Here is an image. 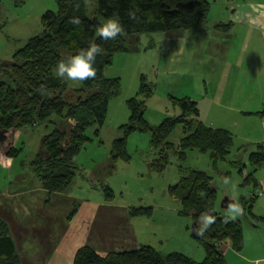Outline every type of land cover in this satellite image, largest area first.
Listing matches in <instances>:
<instances>
[{
  "label": "trees",
  "instance_id": "1",
  "mask_svg": "<svg viewBox=\"0 0 264 264\" xmlns=\"http://www.w3.org/2000/svg\"><path fill=\"white\" fill-rule=\"evenodd\" d=\"M91 2L96 4L93 17L88 14ZM55 3L57 11H47L41 17L42 33L31 38L14 53L7 66L0 68V72L10 80L0 82V132L6 135L5 140L12 131L39 126L56 118L53 121L56 126L42 139L40 153L31 164L41 188L51 195L68 193L79 171L76 158L91 142L86 135L87 130L96 128L94 135L99 137L110 101L121 94V80L104 76L105 69L112 65L115 56L130 52L142 35L201 28L207 21L210 6L208 0H55ZM73 18H79L80 23H70ZM108 19L118 20L124 34L115 39H101L97 30ZM229 27L220 24L217 29L228 31ZM91 43L102 50L92 65L96 77L83 81L77 89H71L54 75V70L61 61L86 50ZM153 95V88L141 76L136 95L126 101L128 122L120 126L122 136L112 143L108 175L114 173L118 161H130L126 150L127 138L135 133L150 135V146L159 155L151 167L162 172L169 164L168 153L173 150L167 139L179 126L187 132L180 142L177 154L180 160L185 158L186 151L197 150L209 155L214 168L226 161L233 146L232 135L198 123L197 104L189 98H172L171 102L180 114L164 119L157 126L150 125L144 114L147 101ZM4 145L0 146V155L7 160L20 151L12 147L6 149ZM250 165L253 171L260 169L264 166V155H251ZM182 169L179 167L181 178L169 188V196L180 203V214L191 216L198 229L204 231L196 239L205 251L202 261H194L176 252L162 255L149 245L130 251L111 252L106 256L84 246L77 250L74 264H226L220 247L227 241L234 251L241 252L244 247L242 223L220 217L215 211L217 196L212 178L203 171ZM247 182L248 178L244 184ZM103 191L107 194L105 201L110 202L113 192L107 187ZM242 210L255 222L264 223L263 218H257L252 213L249 202L243 204ZM145 211L131 208L129 215L134 218V215H145ZM75 213L76 209L69 219ZM204 214L213 217L214 223L206 225ZM0 264H21L9 225L1 217Z\"/></svg>",
  "mask_w": 264,
  "mask_h": 264
},
{
  "label": "rangeland",
  "instance_id": "2",
  "mask_svg": "<svg viewBox=\"0 0 264 264\" xmlns=\"http://www.w3.org/2000/svg\"><path fill=\"white\" fill-rule=\"evenodd\" d=\"M208 1L209 13L204 26L177 32V35L184 39L185 47L176 57L177 63L173 70L162 72L161 63L158 66L159 58L162 59L165 36L175 34L171 32L140 36V41L136 42L137 46L130 51L132 54L115 56L112 65L105 69V77L121 80V94L110 101L99 137L94 135L96 128L87 130L86 135L91 142L84 146L76 158L79 171L69 192L70 196L76 199H104L107 194L103 189L109 188L114 197L108 204L146 210L145 215L133 217L139 229V238L144 237L147 245L155 248L162 255L176 252L197 262L205 258V251L193 237V219L191 216L180 214V203L169 196V188L175 186L181 178L179 167L206 172L213 177L212 182L216 189L215 211L220 217L228 216L230 221L239 220L242 226L246 227L249 221L243 210L234 213L230 211V208L225 209L223 206L228 193L234 189L237 190L235 180L239 178L238 168L230 169L228 165L231 160H234L231 153L225 162L218 163L216 167L218 170L225 169L232 173V176L224 183L219 178L220 171L212 169L209 155L197 150L188 151L184 161L180 160L178 152L173 150L174 154L172 152L169 154L167 167L162 172H158L151 167V164L158 160L159 155L150 146V135L135 133L127 138L126 150L130 161L127 163L118 161L112 175H108V171L111 165L112 143L122 136L120 126L128 122L126 101L138 90L137 83L134 88L133 83H130L136 76L143 75L153 88L154 95L147 101L144 117L150 125L157 126L164 119L174 118L180 114L171 99H183L186 96L194 101V96H197V85L205 84L206 77L209 78L211 75L210 67H216L214 64L217 63L218 57L215 45L219 42L215 37L219 35L213 32L212 27L214 22H225L229 18L226 14V4L229 0ZM47 11L54 13L57 11L55 0H0V68L7 66L14 53L23 48L31 38L42 33L41 17ZM95 11V2L89 3V17H93L92 14ZM138 48L139 53H137ZM206 57V63H202ZM56 69L57 67L54 75ZM61 79L71 89L82 86L80 81ZM8 81L10 80L6 74L0 72V82ZM54 120H56L55 117L52 118V122L12 131L5 140V145L0 144L6 149L12 147L20 150L15 157L7 160L8 163L13 164L11 174L3 168L6 166L1 164L2 159H0V187L8 186L13 174L20 170L35 178L31 164L40 153L42 139L52 133L56 126L53 124ZM179 128L173 131L169 141L178 142L182 136ZM238 157L241 159L242 155ZM240 166V169H243V162ZM244 187L246 186L241 188L246 190ZM235 194L234 191L233 195ZM245 203L246 201L240 202L238 199L235 205L242 209ZM73 209H76V213L80 209L82 217L87 216L86 203L82 207L75 205Z\"/></svg>",
  "mask_w": 264,
  "mask_h": 264
},
{
  "label": "crops",
  "instance_id": "3",
  "mask_svg": "<svg viewBox=\"0 0 264 264\" xmlns=\"http://www.w3.org/2000/svg\"><path fill=\"white\" fill-rule=\"evenodd\" d=\"M226 14L229 18L225 22L213 23L212 30L219 35L215 37L219 42L215 45L218 59L214 64L216 67H210L211 75L206 77V85L196 87L194 102L199 110L196 121L232 135L230 153L234 160L228 165L230 169L238 168L239 178L235 180L237 190L229 192L226 199L234 203L238 199L249 202L252 213L264 219V166L253 171L250 165L251 155H264V0H229ZM220 24L230 25L229 30L217 29ZM172 33L175 34L165 36L162 59L158 60L162 72L173 70L176 57L185 47L184 39L177 32ZM139 51L138 48L137 53ZM206 61L207 57L202 63ZM141 76L130 82L133 88L136 83L139 86ZM179 127L182 136L178 142L167 139L178 153L181 140L187 136L184 127ZM0 159L6 166L2 167L11 174L13 164L6 162L1 155ZM241 162L243 169H240ZM212 169L220 171L218 175L223 183L232 176L225 169L218 170L213 166ZM247 178L248 182L244 184ZM11 180L8 186L0 187V217L9 225L21 264H74L77 250L84 246L106 256L148 244L144 237L139 238L135 218L129 215V209L133 207L112 206L101 198L76 199L70 196V190L65 194L51 195L41 188L36 177L32 178L21 170L15 172ZM243 186L246 190L241 188ZM84 203L88 206L87 216L82 217L79 209L69 219L73 207H82ZM247 217L248 225L242 226V251H234L228 241L221 244L226 264H264V223Z\"/></svg>",
  "mask_w": 264,
  "mask_h": 264
},
{
  "label": "clouds",
  "instance_id": "4",
  "mask_svg": "<svg viewBox=\"0 0 264 264\" xmlns=\"http://www.w3.org/2000/svg\"><path fill=\"white\" fill-rule=\"evenodd\" d=\"M70 23L78 25L79 18H73ZM124 29L116 19H108L97 30V35L103 39H115L118 35H123ZM101 48L95 43H91L86 50H81L78 54L72 56L67 61H61L55 71V75L61 78H66L71 81L83 82L96 77V70L92 67L97 54L101 52ZM75 121H73V126ZM230 211L239 213L242 209L237 205L230 206ZM206 225L214 223L213 217L204 214ZM203 230L197 229L198 235H203Z\"/></svg>",
  "mask_w": 264,
  "mask_h": 264
},
{
  "label": "water",
  "instance_id": "5",
  "mask_svg": "<svg viewBox=\"0 0 264 264\" xmlns=\"http://www.w3.org/2000/svg\"><path fill=\"white\" fill-rule=\"evenodd\" d=\"M3 136H4V139H3ZM5 138H6V135L3 134L2 132H0V139H2L0 144L5 141ZM223 204H225V205H223L225 207V209H228V208H230V206L235 205L234 202H230V201H228V199H224ZM197 229H198L197 224L194 223L193 228H192V234H193V237L195 239L200 238V235L197 234Z\"/></svg>",
  "mask_w": 264,
  "mask_h": 264
}]
</instances>
